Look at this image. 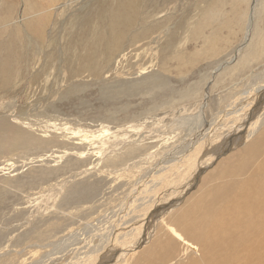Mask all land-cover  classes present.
<instances>
[{"label": "rangeland", "instance_id": "1", "mask_svg": "<svg viewBox=\"0 0 264 264\" xmlns=\"http://www.w3.org/2000/svg\"><path fill=\"white\" fill-rule=\"evenodd\" d=\"M8 1H18L16 14L2 26L0 0V41L19 29L22 49L32 39L25 65L0 80V264H247L248 186L216 193L264 180L262 156L250 158L255 174L243 161L264 139V114L247 131L252 104L264 98V57L246 59L264 38V0H133L137 24L126 35L140 27L147 36L124 41L106 62L102 25L117 0H102V9L101 0H38L50 16L42 39L27 32L30 0ZM210 5L211 23L221 17L236 30L215 53L192 39ZM177 56L193 59L182 67ZM255 239L264 243V225ZM251 264H264V250Z\"/></svg>", "mask_w": 264, "mask_h": 264}, {"label": "bare ground", "instance_id": "2", "mask_svg": "<svg viewBox=\"0 0 264 264\" xmlns=\"http://www.w3.org/2000/svg\"><path fill=\"white\" fill-rule=\"evenodd\" d=\"M12 1H17V0H12ZM139 1V0H138ZM162 1V0H161ZM166 1V0H165ZM170 1V0H168ZM174 1V0H173ZM172 1V2H173ZM18 2V1H17ZM17 2H7V0H4L3 2V5L5 6V9H3V14L4 16L1 18V22H2V26L3 23H6L7 21H10V19H12L14 17V15L16 14V9L15 7L16 6V3ZM48 2V1H47ZM142 2V1H141ZM158 2V1H157ZM171 2V1H170ZM175 2V1H174ZM139 3V2H138ZM153 3V2H152ZM218 3V2H217ZM216 3V4H217ZM14 4V5H13ZM164 4H166V2H164ZM99 5V3H98ZM106 5V4H105ZM144 5V4H143ZM156 5V4H155ZM159 5V4H158ZM161 5V4H160ZM159 5V6H160ZM168 5V4H166ZM115 8H114V12H111L109 14V16L111 17L110 19V22L109 24H107V26H104L102 25V28L105 29L104 33H102V44L100 46V48L98 49L101 53V56L103 57V61L106 62L107 59L110 58L111 54L113 52H115L117 49L123 47V42L124 41H127L129 40L130 41H133L135 39H140L141 38H145L147 36V33H142V32H139L140 30V27H137L138 29V34L137 35H134L136 37H133V38H128L127 36L129 35H126L129 31L131 33V31H134V23L133 22V16L136 14V12L138 11V4H134L133 0H117L115 1V4H114ZM212 5H210V7L206 10L203 11V14L207 15V17L205 18V24L204 26H201L198 30L194 29V31L192 32V39L194 41H197L198 39L202 41V44L203 46L205 47L207 53L211 52V53H215V49L213 48V45L215 44V42L217 41V45H219V43H223L224 41H226V43H228L229 41V37H232V35L235 34L236 30L234 29V27H231V25L229 26V24H232L230 23V21H227V20H224L223 18H218L214 23H211L209 21V18H211L212 16H214V8L215 7H211ZM219 6V5H218ZM157 7V6H155ZM223 7V6H222ZM3 8V7H2ZM167 8V7H166ZM100 9H102V0L100 2ZM155 9V8H154ZM219 9V8H218ZM217 10V8H216ZM221 9H219V12L221 13ZM41 12V6H40V3L38 0H30V1H27V5L26 7L24 8V12L23 14L26 15V23H27V32L31 35V37H34L33 39H39V38H43L42 36V33L44 34V28L46 26V20L48 21L50 16H46V18H42V12ZM51 12V11H50ZM107 12V11H106ZM217 12V11H216ZM233 12H234V7H233ZM237 12V10H236ZM15 13V14H14ZM92 13V12H91ZM139 13V11H138ZM223 13V11H222ZM44 14V13H43ZM103 14V13H102ZM244 16V13L243 11L239 10L237 17H239L240 15ZM169 15V14H168ZM236 15V13L234 14ZM243 16H241L240 18L234 20V23L235 25L237 26L236 29H240L242 27V24L243 23ZM225 17V16H224ZM14 19V18H13ZM12 19V20H13ZM22 18H20L21 20ZM79 19V18H78ZM83 19V18H82ZM85 19V18H84ZM230 19V18H229ZM24 20V19H23ZM104 20V19H103ZM164 20V19H163ZM85 21V20H84ZM102 21V17L101 18H98V21H96L95 23H99ZM141 21V20H140ZM160 21V20H159ZM227 21V22H225ZM232 21V20H231ZM76 22V21H75ZM74 22V23H75ZM89 22V21H88ZM139 22V21H138ZM225 22V23H224ZM8 23V22H7ZM233 23V24H234ZM1 24V23H0ZM11 24V22L9 23V25ZM137 23H135L136 25ZM143 24V23H142ZM15 25V24H14ZM74 25V24H73ZM224 25H227L226 27H223V29H221V26H224ZM76 26V24L74 25ZM82 26V25H81ZM85 26V25H84ZM144 26V25H143ZM233 26V25H232ZM250 26V25H249ZM20 27V26H19ZM195 27V26H194ZM212 28L211 30V34L207 35V34H202V32H204L205 28ZM3 28V27H2ZM11 28V27H10ZM13 28V27H12ZM15 28V27H14ZM25 28V27H24ZM48 28V27H47ZM76 28V27H75ZM84 28V27H83ZM86 28V27H85ZM4 29V28H3ZM5 30V29H4ZM4 30H0V38L2 39L3 35H4ZM10 30H13L14 29H10ZM81 30V29H80ZM86 30H89L88 28H86ZM85 30V31H86ZM141 30H142V27H141ZM225 30V32H224ZM77 31V30H76ZM92 31V30H91ZM21 29H19L15 35H11L9 34L8 32H5L6 35L4 37V39L2 41H0V49H2V52H1V56L0 58H2L0 60V80L2 82V84L4 85L8 79H11V76H12V73H13V67L12 65L14 63H24L25 65V60H26V56H27V53H28V50L29 48L31 47L30 45V36H28V40L26 42V49H22L23 47V40L25 39L20 33H21ZM93 32H95L93 30ZM103 32V31H102ZM257 32H259V29L257 30ZM262 31H260V34H261ZM46 33V32H45ZM82 33V31H81ZM85 33V32H84ZM97 32H95L96 34ZM201 33V35H200ZM131 34H134V33H131ZM100 36V34H99ZM24 38V39H23ZM0 39V40H1ZM32 39V38H31ZM30 39V40H31ZM96 39V37H95ZM92 40V39H91ZM99 40V39H98ZM262 41L260 42H257V45L254 46V48L250 49V51L248 52L247 54V57L246 59L249 61V60H256V61H260L261 58L264 57V45H261L260 46V43L264 41V38L262 37L261 38ZM32 42V41H31ZM99 42V41H98ZM90 43V41H89ZM92 44V43H91ZM254 45V44H253ZM252 45V46H253ZM78 46H80L78 44ZM97 46V45H95ZM85 47V46H84ZM31 49V48H30ZM87 49V48H86ZM90 50H93V48L90 47ZM95 50V49H94ZM93 50V51H94ZM103 50V51H102ZM32 51V50H31ZM79 52V51H78ZM87 52V51H86ZM98 53V52H97ZM95 54V53H93ZM181 54V53H180ZM178 54V55H180ZM82 55V54H81ZM80 55V56H81ZM113 55V54H112ZM205 55V54H204ZM79 56V54L77 55V57ZM79 56V57H80ZM91 56V55H89ZM181 56V55H180ZM182 57V56H181ZM82 58V57H80ZM84 58V57H83ZM88 58V57H87ZM86 58V59H87ZM95 58V57H94ZM99 58V57H98ZM184 59V58H183ZM193 59V58H192ZM192 59L188 62H184L185 60H182V59H179L178 56L176 57V60L177 62H180L179 65H181L182 67L183 66H186V64H189L191 63ZM17 61V62H16ZM27 61V60H26ZM101 61H102V58H101ZM84 62V61H83ZM88 62L92 63V60H89ZM84 64V63H82ZM102 64V63H101ZM98 67V66H97ZM104 67V66H103ZM187 67V66H186ZM88 69V68H87ZM98 69V68H97ZM180 69V67L178 68ZM89 71L91 72H94V69L89 67L88 69ZM182 70V69H181ZM179 71V72H182V71ZM19 71H21V68H19ZM155 80V79H154ZM157 81V80H156ZM152 82V81H151ZM155 82V81H154ZM153 82V83H154ZM156 83V82H155ZM152 84V83H151ZM157 84V83H156ZM154 86V84H153ZM155 87V86H154ZM261 87V86H260ZM264 91V90H263ZM261 95V94H260ZM257 96L256 98V101L255 103L252 104V108H253V113L254 111H256V116L255 118L253 119L252 123H251V126L249 128H247V131L249 132V134H252L253 133V128L255 127V125L258 123V121L261 119L262 117V114H264V98H262V96ZM253 100V99H252ZM251 100V101H252ZM255 100V98H254ZM251 116L252 114L249 113ZM249 116V115H248ZM254 116V115H253ZM245 117V116H243ZM249 119V117H248ZM238 121V120H237ZM241 121V120H240ZM241 124V123H240ZM1 125V124H0ZM248 125V124H247ZM3 126V125H2ZM3 128V127H2ZM235 128V127H234ZM8 129V128H7ZM6 129V130H7ZM238 129V128H237ZM235 130V129H233ZM232 130V131H233ZM4 131L3 129L0 128V138L3 136L4 134ZM8 131V130H7ZM264 131V130H263ZM235 132V131H234ZM6 134V133H5ZM228 134V133H227ZM242 134V132H241ZM231 136V135H230ZM5 137H8V136H5ZM241 137V136H240ZM239 137V139H240ZM243 137V136H242ZM241 137V138H242ZM3 138V137H2ZM225 138V137H224ZM229 139V137H228ZM236 139V138H234ZM222 140V139H221ZM224 140V139H223ZM264 140V139H263ZM262 140L259 141V144L254 142V143H251L249 144L247 147H246V159H244L243 161L245 162H248L246 164V167H249V165L253 168H255V170H252L253 173H257L259 170H261L259 167H257L256 165H254V161L253 159H250V158H255L256 156H262L264 159V141ZM211 141V140H210ZM213 144V143H212ZM245 147V146H244ZM209 149V148H208ZM206 149V150H208ZM209 151V150H208ZM211 152V150H210ZM245 155H243L245 157ZM241 158V157H240ZM249 159V160H248ZM205 160V157L204 159ZM209 160V159H208ZM252 160V161H250ZM255 160V159H254ZM264 161V160H262ZM261 161V163H262ZM244 164V163H243ZM264 164V163H263ZM256 166V167H255ZM260 166H262V164H260ZM264 166V165H263ZM245 167V166H244ZM244 167H242V169H244ZM262 168V167H261ZM244 173V172H243ZM216 175V174H215ZM249 176H250V173H249ZM251 177V176H250ZM263 177V176H262ZM191 178V177H190ZM253 178V177H252ZM252 178H249V179H244V181H235L233 183H231L230 185L226 186L227 190L229 191H222L220 192L219 190L217 191V195H219V193L221 194H227V192H231L232 189H236V186H242V183L243 184H246L248 187H247V190L243 191L242 189V194L244 195V197L246 196V193L248 196V198L246 199H243L245 200L246 202H248V204L246 205L247 209L244 210L245 213H248V219L245 220L241 226H242V239H243V245H244V248L246 249V261H247V264H251V257L256 255L258 257H260L263 253V250H264V243L261 242V239H259V241H256L255 237L258 235L260 238L262 237L263 235V225H264V180H255V179H252ZM187 182V181H186ZM173 188V187H172ZM213 188V187H212ZM216 188V187H215ZM214 188V189H215ZM218 189V188H217ZM233 189V190H234ZM250 190H252L255 194H256V198H250ZM214 192V191H213ZM240 192V191H239ZM173 193V192H172ZM175 194V193H174ZM228 195V194H227ZM241 195V194H240ZM253 195V194H252ZM223 196V195H221ZM218 196H216L217 198ZM220 197V196H219ZM215 198V199H216ZM234 198V197H233ZM236 198V197H235ZM236 200V199H234ZM233 200V201H234ZM169 201V200H168ZM199 201V200H198ZM204 201V200H203ZM215 201V200H214ZM222 202V201H221ZM204 203V202H203ZM207 203V202H206ZM204 203V206L205 204ZM210 203V201H209ZM199 204V203H198ZM196 204V205H198ZM250 204L252 205V210L254 212H256L254 209H259L257 210L255 216L250 212L251 210H249V206ZM201 205V204H200ZM210 205V204H209ZM212 205V204H211ZM215 205V203L213 204ZM212 205V206H213ZM223 206V205H222ZM238 206V205H237ZM160 207V206H159ZM209 207V206H208ZM243 207V206H241ZM164 208V207H163ZM210 208V207H209ZM213 208V207H212ZM205 209H207V205L205 207ZM251 209V208H250ZM209 210V209H208ZM207 210V211H208ZM224 209H222L223 211ZM197 211V210H195ZM209 211H212V210H209ZM214 211V210H213ZM212 211V212H213ZM163 212V211H162ZM215 212V211H214ZM196 213V212H195ZM207 213V212H206ZM218 213V212H216ZM236 213V211H235ZM238 213V211H237ZM236 213V214H237ZM243 213V212H242ZM189 214V213H187ZM201 214V212H200ZM204 214V212H203ZM202 214V215H203ZM208 214V213H207ZM166 215V214H165ZM210 215V214H209ZM208 215V216H209ZM215 215V213H214ZM234 215V213H233ZM245 215V214H243ZM159 216V215H158ZM161 216V215H160ZM217 215H215V218ZM237 216V215H236ZM246 216V215H245ZM199 217V216H198ZM202 219L205 218L203 216H201ZM200 217V218H201ZM207 217V216H206ZM224 217V216H223ZM235 217V216H234ZM240 217V216H239ZM182 218V217H181ZM199 218V219H200ZM241 218V217H240ZM208 219V217H207ZM212 219V218H211ZM229 219V218H228ZM246 219V217H245ZM196 220V219H195ZM216 220V219H215ZM231 220V219H230ZM151 221V220H150ZM149 221V222H150ZM204 221V220H203ZM202 221V222H203ZM196 222V221H195ZM200 222V223H202ZM207 222V220H206ZM212 222V220H211ZM215 222V221H214ZM197 223V222H196ZM204 223V222H203ZM209 223V222H208ZM227 223V221L225 222ZM195 224V223H194ZM192 225V224H191ZM206 225V224H204ZM208 225V224H207ZM145 226V225H144ZM193 226V225H192ZM200 226V225H199ZM216 226V225H215ZM232 227V226H231ZM234 228L236 226H233ZM208 228V227H207ZM215 228V227H214ZM203 229V228H201ZM217 229V228H216ZM214 230V229H213ZM205 231V230H204ZM213 233V232H212ZM219 233V232H218ZM136 234V233H135ZM177 233H175L176 235ZM174 235V234H173ZM211 237V236H210ZM232 237V236H231ZM178 239V238H177ZM181 239V236L180 238ZM217 239V238H216ZM226 239V238H225ZM237 239V238H236ZM136 240V239H135ZM219 240V239H218ZM217 240V241H218ZM227 240V239H226ZM241 240V239H240ZM134 241V240H133ZM137 241V240H136ZM172 241V240H171ZM221 241V240H220ZM239 241V240H238ZM183 242L185 244H187V246L191 249V251L193 252H196L195 249L196 247L194 246V244L186 241V240H183ZM210 243V242H208ZM213 244V243H212ZM214 245V244H213ZM224 245V244H223ZM237 245V244H236ZM239 246L241 245L240 244V241H239ZM216 246V245H215ZM206 247V246H205ZM213 247V246H212ZM237 247V246H236ZM215 248V247H214ZM226 248V247H225ZM228 248V247H227ZM197 250V249H196ZM204 250V249H203ZM206 251V250H205ZM116 255V254H115ZM205 255V254H204ZM214 256V255H213ZM201 258L203 259L202 257V254H201ZM206 259V258H205ZM204 259V260H205ZM219 259V258H218ZM261 259V258H260ZM108 260V259H107ZM214 260V259H213ZM208 261V260H207ZM210 261V260H209ZM198 262V261H197ZM204 262V261H203ZM211 262V261H210ZM214 264H218L217 262L213 261ZM195 263V262H194ZM193 263V264H194ZM208 264V263H206ZM222 264V263H221Z\"/></svg>", "mask_w": 264, "mask_h": 264}]
</instances>
